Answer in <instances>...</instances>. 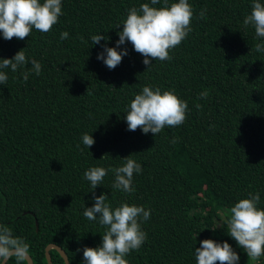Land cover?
I'll return each mask as SVG.
<instances>
[{
	"label": "trees",
	"instance_id": "16d2710c",
	"mask_svg": "<svg viewBox=\"0 0 264 264\" xmlns=\"http://www.w3.org/2000/svg\"><path fill=\"white\" fill-rule=\"evenodd\" d=\"M145 2L62 0L63 14L50 32L33 29L24 40L0 33V57L24 48L41 63V73L27 81L21 73L30 63L17 72L4 69L8 81L0 84V223L29 244L33 264H47L48 243L63 248L71 264H84L83 249L100 245L104 231L99 218L83 216L94 203L84 172L122 166L130 156L142 167L134 192L113 189L111 171L94 190L107 194L113 209L127 202L151 212L141 223L147 238L125 257L129 264H196L195 248L204 239L227 240L239 264H264V256L247 257L222 218L249 193H259L264 208V53L254 50L261 42L254 28L243 26L252 0H189L192 31L170 50L171 60L146 68L126 42L118 50L126 47L128 55L110 70L98 53L105 44L116 47V26ZM161 6L163 0L154 5ZM65 31L69 37L61 40ZM96 34L109 39L92 45ZM149 85L188 103L182 125L156 136L128 130L130 102ZM204 90L208 96L201 98ZM85 133L95 141L90 149L82 143ZM50 254L52 264H65L57 250Z\"/></svg>",
	"mask_w": 264,
	"mask_h": 264
},
{
	"label": "clouds",
	"instance_id": "9594fccd",
	"mask_svg": "<svg viewBox=\"0 0 264 264\" xmlns=\"http://www.w3.org/2000/svg\"><path fill=\"white\" fill-rule=\"evenodd\" d=\"M159 3L161 0H150V3L140 4L139 8L129 9L123 23L116 26L119 29L116 47L103 45V51L98 53L97 59L102 60L110 70L115 69L123 57L128 55L126 47L118 50L120 45L127 42L131 43L135 52L143 56L142 62L146 68L156 60H171L170 50L179 46L192 31L193 9L189 0H176L171 4L168 0H163V6L154 7ZM205 12L206 9L201 10L200 18L204 17ZM62 14V0H0V33L4 40H24L31 36L33 29L47 33L58 23ZM243 26L254 28L255 36L261 39V42L254 45V50L264 53V3L261 0H252L251 12L243 19ZM68 37V32H61V40ZM108 39L103 34L91 36L92 45ZM29 63L31 68L21 73L24 81L28 80L31 73H41V63L35 59L30 60L24 48L11 58L0 57V84L6 85L8 81V74L4 69L17 72L25 69ZM200 96L206 98L208 91L204 90ZM196 107L199 108L200 105L197 104ZM187 111L188 103L174 91L162 92L159 87L154 89L149 85L144 86L131 100L125 120L129 131L139 128L144 134L151 132L156 136L165 127L182 125L187 118ZM82 143L90 149L95 141L92 135L85 133ZM124 158L122 166L110 169L90 167L84 172V179L90 183L93 191L94 203L91 207L84 208L83 216L89 221L99 218V224L104 228L100 245L83 249L84 264H129L125 257L139 250L147 238L141 223L150 218V210L127 202H122L113 209L107 202V194L95 195L94 192L98 185H103L109 171L114 174L113 189L125 193L135 191L132 184L134 173L142 172V167L130 156ZM259 203V193H249L247 198L239 199L230 207L228 215L222 216L227 234L252 261L264 256V208L258 207ZM215 229L212 228L213 231ZM29 248L23 238L15 236L10 227L0 223V264H8L12 258H15L16 264H24ZM194 254L196 264H239L240 260L239 254L227 240L221 243L204 239L200 242V247L195 248Z\"/></svg>",
	"mask_w": 264,
	"mask_h": 264
},
{
	"label": "water",
	"instance_id": "95a60500",
	"mask_svg": "<svg viewBox=\"0 0 264 264\" xmlns=\"http://www.w3.org/2000/svg\"><path fill=\"white\" fill-rule=\"evenodd\" d=\"M51 249L57 250V252L63 258L65 264H71L69 262V259L67 257V254L65 253V251L63 250V248H61L59 245H57L55 243H48L45 246L44 253H45V258H46L47 264H52V258H51V254H50V250ZM26 263L27 264H33V260H32V258H31L30 255H28V257L26 259Z\"/></svg>",
	"mask_w": 264,
	"mask_h": 264
}]
</instances>
